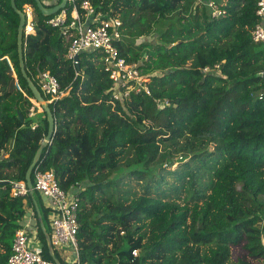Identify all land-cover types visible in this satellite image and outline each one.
Wrapping results in <instances>:
<instances>
[{
    "label": "trees",
    "instance_id": "obj_1",
    "mask_svg": "<svg viewBox=\"0 0 264 264\" xmlns=\"http://www.w3.org/2000/svg\"><path fill=\"white\" fill-rule=\"evenodd\" d=\"M83 1L69 0L65 10L83 12ZM89 1L99 19L122 20L117 44L151 77V94L114 100L102 53L81 54L77 70L66 56L70 40L49 23L54 14L16 0L20 10L33 7L34 32L23 38L28 75L41 90L49 70L65 93L50 104L55 134L32 180L36 170H53L63 189L78 192L80 263L264 264V42L252 35L262 21L258 0H215L217 16L209 0ZM19 23L11 0H0V180L7 181L0 264L28 208L38 217L35 199L52 233L42 194L11 193V180L26 181L49 126L21 71ZM33 228L52 259L39 219ZM54 254L61 260L55 247Z\"/></svg>",
    "mask_w": 264,
    "mask_h": 264
},
{
    "label": "built area",
    "instance_id": "obj_2",
    "mask_svg": "<svg viewBox=\"0 0 264 264\" xmlns=\"http://www.w3.org/2000/svg\"><path fill=\"white\" fill-rule=\"evenodd\" d=\"M44 2L45 0H41ZM202 2L203 0H196ZM211 7L214 16L221 14V10L215 0L207 2ZM257 15L261 17L252 30L255 41L264 42V0H258ZM83 12L75 6L72 15L63 9L54 15L49 23L58 27L61 32L70 40L67 51V58L70 59L75 68H79L80 55L84 53L101 52L103 57L104 70L112 80L113 98L116 101L128 99L132 93L151 94L149 82L151 78L143 74L137 63H131L121 54L117 44L122 38V20L120 18L99 19L95 7L89 0L81 4ZM27 20L29 15L33 16V8H26ZM33 19V17L31 18ZM32 26V20L27 21V25ZM33 28V26H32ZM34 29L27 30V34ZM41 92L48 97L49 102L57 101L65 93L60 88L58 78L49 70L42 72L40 78ZM45 94H44V93ZM42 110V109H41ZM31 112L30 115H34ZM35 127V126H33ZM12 195L14 197L25 196L30 193L26 181L11 180ZM34 191L39 192L46 199V205L50 208L52 224V243L54 246H61L64 243L72 245L76 255V264H81L79 260L78 233L80 223L78 211L80 206V196L77 191H68L61 187L53 170H36L33 180ZM138 250L134 251V255ZM7 264H57L53 259L45 258L40 250L30 245L28 230L24 227L16 230L12 244V254Z\"/></svg>",
    "mask_w": 264,
    "mask_h": 264
},
{
    "label": "water",
    "instance_id": "obj_3",
    "mask_svg": "<svg viewBox=\"0 0 264 264\" xmlns=\"http://www.w3.org/2000/svg\"><path fill=\"white\" fill-rule=\"evenodd\" d=\"M38 8L41 10V12L45 15H53L58 13L60 10L64 9L69 0H62L60 3L54 5V6H46L44 4V2H42L41 0H35ZM11 4L14 8V10L19 14L20 16V23H19V27H18V35H17V43H18V53H19V61H20V67H21V71L23 76L25 77V79L28 82V85L34 95V101L37 105V107H40L42 109V111H44L47 114V118H48V122H49V126H48V133L47 135L41 140V144L40 147L37 149L33 161L30 164L27 173H26V182L27 185L30 189V194L32 196H34V188H33V180H32V173L33 170L35 168V166L37 165V163L39 162L41 155L43 153V150L46 146H48V144L50 142H52V139L54 137L55 134V129H56V119L54 116V113L51 109V102H49L45 96L42 94V92L39 90L38 86L34 83V81L32 80V78L28 75L27 71H26V67H25V59H24V51H23V38L24 36L27 34V30H28V25H27V21H29V19L27 20V14L25 10H20L17 7L16 4V0H11ZM23 119V118H22ZM7 181L4 180H0V185L5 184ZM35 204V208L37 211V214L39 216V221L42 227L43 232L46 235V239H47V243L50 249V253L51 256L53 258V260L57 263V264H61L60 260L57 258V256L54 254V247L51 241V236L49 234V232L47 231V227L44 223L41 211H40V207L39 204L37 202V200L35 199L34 201Z\"/></svg>",
    "mask_w": 264,
    "mask_h": 264
},
{
    "label": "crops",
    "instance_id": "obj_4",
    "mask_svg": "<svg viewBox=\"0 0 264 264\" xmlns=\"http://www.w3.org/2000/svg\"><path fill=\"white\" fill-rule=\"evenodd\" d=\"M47 2H48V4H45V2H44V4L47 6V5H51V4H53L54 2H56L57 0H46ZM27 7V6H26ZM65 9V8H64ZM63 10V9H62ZM62 10H60L58 13H60ZM74 10V9H73ZM73 10H72V12H73ZM58 13H56V14H58ZM74 13V12H73ZM56 14H54V15H56ZM70 15H72V13L70 14ZM32 21H33V19H31ZM33 32H34V30H33ZM31 101L33 102V103H35V101H34V99H31ZM36 104V103H35ZM42 199H43V202H44V205L48 208V206L46 205V199L44 198V197H42ZM39 204V203H38ZM40 207V206H39ZM49 212V211H48ZM37 219H39V216L37 217V216H35V213H34V211L32 210V208H28V211H27V215H26V217H25V220L23 221V226H24V228L25 229H27L28 230V233H29V237H30V243L31 242H35V247H36V249H38V250H40L41 249V246H42V241H41V238H40V236H39V234L37 233V229H35V228H33V225L35 224V222L37 221ZM52 225V224H51ZM53 229V228H52ZM53 231V230H52ZM52 235V233L50 234V236ZM51 241H52V239H51ZM53 244V243H52ZM53 247H58V246H54L53 245ZM78 248H79V239H78ZM75 255V254H74ZM58 258V257H57ZM60 258H61V260H60V262H61V264H65V261H67L68 260V258H67V255H65L64 254V252L62 251L61 253H60ZM53 259V258H52ZM79 260H80V253H79ZM71 264H76V255H75V259H74V261L71 263Z\"/></svg>",
    "mask_w": 264,
    "mask_h": 264
},
{
    "label": "rangeland",
    "instance_id": "obj_5",
    "mask_svg": "<svg viewBox=\"0 0 264 264\" xmlns=\"http://www.w3.org/2000/svg\"><path fill=\"white\" fill-rule=\"evenodd\" d=\"M45 2V4H48V2L45 0L44 1ZM28 5V4H27ZM26 5V6H27ZM25 6V8H27ZM31 7V6H30ZM32 8V7H31ZM31 17H33V16H31ZM33 32V31H32ZM145 38H147L148 40H152V39H155L154 38V36H153V34L152 35H149V36H147V37H145ZM141 42V41H140ZM151 78V77H150ZM44 93V92H43ZM45 94V93H44ZM34 105H35V107L38 109V111L39 112H42V110H41V108L40 107H37V105L34 103ZM30 112H35V108H32L31 110H30ZM36 113V112H35ZM180 159H181V157L180 156H175L174 157V160L176 161L177 160V163H175V164H173L172 165V169H174V168H176L177 167V165H178V162L180 161ZM179 160V161H178ZM51 228H52V225H51ZM30 245L33 247V248H36L35 247V242H31L30 243ZM42 246H43V244H42ZM41 246V247H42ZM56 249H57V252L58 253H61L62 251L64 252V254L65 255H67V258H68V260L67 261H65V264H71L73 261H74V259H75V255H74V252H73V249H72V245L71 244H68V243H64V244H62L61 246H59V247H55ZM236 250L237 249H234V259H235V254H236ZM43 255V254H42ZM45 256V255H44ZM46 257V256H45Z\"/></svg>",
    "mask_w": 264,
    "mask_h": 264
},
{
    "label": "bare ground",
    "instance_id": "obj_6",
    "mask_svg": "<svg viewBox=\"0 0 264 264\" xmlns=\"http://www.w3.org/2000/svg\"><path fill=\"white\" fill-rule=\"evenodd\" d=\"M29 17H30V15H29ZM29 19H30V18H29ZM29 28H30V30L33 29L32 26H31V24L28 25V29H29ZM33 34H34V33H33Z\"/></svg>",
    "mask_w": 264,
    "mask_h": 264
},
{
    "label": "clouds",
    "instance_id": "obj_7",
    "mask_svg": "<svg viewBox=\"0 0 264 264\" xmlns=\"http://www.w3.org/2000/svg\"><path fill=\"white\" fill-rule=\"evenodd\" d=\"M27 6H29L30 7V5H27ZM33 8V7H32ZM25 10H26V8H25ZM34 29V28H33ZM41 91V90H40Z\"/></svg>",
    "mask_w": 264,
    "mask_h": 264
}]
</instances>
